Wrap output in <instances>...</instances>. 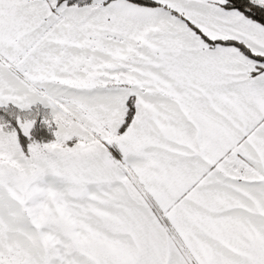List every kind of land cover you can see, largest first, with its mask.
I'll list each match as a JSON object with an SVG mask.
<instances>
[{
	"label": "snow or ice",
	"instance_id": "obj_1",
	"mask_svg": "<svg viewBox=\"0 0 264 264\" xmlns=\"http://www.w3.org/2000/svg\"><path fill=\"white\" fill-rule=\"evenodd\" d=\"M0 264H264V0H0Z\"/></svg>",
	"mask_w": 264,
	"mask_h": 264
},
{
	"label": "trees",
	"instance_id": "obj_2",
	"mask_svg": "<svg viewBox=\"0 0 264 264\" xmlns=\"http://www.w3.org/2000/svg\"><path fill=\"white\" fill-rule=\"evenodd\" d=\"M50 138V137H49Z\"/></svg>",
	"mask_w": 264,
	"mask_h": 264
}]
</instances>
